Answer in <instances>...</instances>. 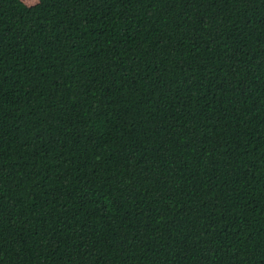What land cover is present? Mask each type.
I'll return each mask as SVG.
<instances>
[{"label": "trees", "instance_id": "1", "mask_svg": "<svg viewBox=\"0 0 264 264\" xmlns=\"http://www.w3.org/2000/svg\"><path fill=\"white\" fill-rule=\"evenodd\" d=\"M0 264H264V0H0Z\"/></svg>", "mask_w": 264, "mask_h": 264}]
</instances>
